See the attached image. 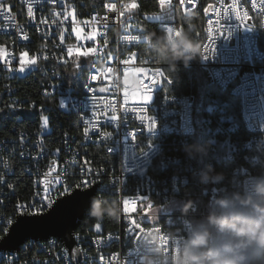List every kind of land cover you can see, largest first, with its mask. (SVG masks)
<instances>
[{
    "label": "built area",
    "instance_id": "2783aa9c",
    "mask_svg": "<svg viewBox=\"0 0 264 264\" xmlns=\"http://www.w3.org/2000/svg\"><path fill=\"white\" fill-rule=\"evenodd\" d=\"M139 2L0 0L11 8L10 13L0 11V80L4 85L0 98L9 107L8 116L16 119L28 102L27 96L18 95L20 88L14 81L32 75L40 80L45 97L57 96L60 101L71 97L75 101L76 107L67 109L80 114L82 129L79 137L65 135L61 148L52 153L45 143L52 129L49 123L44 125V116L38 132L14 129L13 133L0 134V236L15 213L39 214L42 207L51 202V209L59 196L73 188L97 186L96 197L118 201L122 212L116 218V228L108 230L103 226L104 217L87 216L95 222L76 233L81 253L89 254V261L81 264H142L147 251L135 237L143 243L145 233L153 232L160 238L163 253L165 246L171 253L175 239L184 236L183 245L185 233L194 231L189 218L200 216L198 206L206 215L207 203L216 212L221 210L217 206L220 199H261L255 185L264 179V0H255L254 6L248 0H195L194 7H189V0L184 5L171 0V7L169 0L163 6L157 0L158 10L149 13L138 12ZM29 3L32 16L27 12ZM132 3L137 8L125 7ZM101 4H115L116 8L110 9V16H103ZM208 5L213 7L204 12L205 37L200 53L204 54L207 43L209 17L213 30L219 21L231 34L217 39L214 56L197 57L187 66L182 61L176 63L196 71L200 82L197 96L172 94L165 87L167 65L157 59L154 44L145 48V40H152L153 35L144 25L151 23L164 32L168 22L149 17L171 12L170 26L186 31V26L191 27L188 19ZM74 28L81 30L79 37ZM93 31L95 39L88 40ZM89 48L96 52L85 57L83 53ZM25 52L24 59H34L36 64L20 73L19 59ZM8 60L11 64L6 65ZM160 71L166 80L158 76ZM151 79L164 82L154 86L152 102L143 105L140 97ZM86 81L97 89L88 94L95 100L94 108L92 100H86ZM99 88L107 91L99 94ZM85 103L87 108L81 111ZM113 115L118 119L106 124ZM139 116H151L156 127L151 131L139 127ZM193 145L204 151L190 154L188 148ZM209 166L213 175L222 174L223 178L202 179ZM19 172L29 180L32 190L22 200L16 193ZM86 181L90 182L87 186ZM45 184L49 188L47 199ZM174 198L192 202L193 207L188 213L184 209L154 211L160 204H172ZM124 200L128 201L127 211ZM171 220H186L187 232L171 227ZM223 239L217 234L216 245ZM246 255L247 264H264V248L251 244ZM0 264H72V257L58 239L49 238L27 241L17 252L1 251Z\"/></svg>",
    "mask_w": 264,
    "mask_h": 264
},
{
    "label": "clouds",
    "instance_id": "9594fccd",
    "mask_svg": "<svg viewBox=\"0 0 264 264\" xmlns=\"http://www.w3.org/2000/svg\"><path fill=\"white\" fill-rule=\"evenodd\" d=\"M193 27L187 31H164L155 37L154 46L164 60L174 69L177 62L186 66L197 57H202L199 42L193 37ZM151 39V38H149ZM190 154L204 151L198 146H189ZM222 174H212L211 166L202 173V179L220 180ZM255 192L261 199H220L217 206L219 212H210L203 224L187 238L174 254L171 264H247L246 250L254 244L264 248V179L255 185ZM193 207L189 202L184 207L188 213ZM122 209L118 201H108L100 196L94 197L89 214L102 219L105 214L119 218ZM215 234L225 237L221 243L212 245ZM143 245L149 249L143 256L142 264H163L164 253L160 246V238L153 232L143 236Z\"/></svg>",
    "mask_w": 264,
    "mask_h": 264
},
{
    "label": "trees",
    "instance_id": "16d2710c",
    "mask_svg": "<svg viewBox=\"0 0 264 264\" xmlns=\"http://www.w3.org/2000/svg\"><path fill=\"white\" fill-rule=\"evenodd\" d=\"M105 5L101 4V12L105 11ZM158 10L157 0H140L138 5V12L149 13L156 12ZM188 21L191 27L194 28L192 32L193 37L199 42L201 46L204 40V28H205V16L204 8L198 10ZM150 27L154 28L150 31ZM144 28L148 30L153 36L150 42L155 44V37L162 33L155 25L147 23ZM186 31L188 27L186 26ZM148 41H145V48H153L148 46ZM158 50V49H157ZM158 60L165 63V72L168 77L166 81V90L175 95H191L196 97L200 91V82L198 81L197 73L193 69L183 68L181 66H175L173 69L170 64H168L164 58L161 56L159 51ZM15 87L20 88L18 91L19 96H27L28 102L22 106V111L16 114V119L8 116L9 107L0 98V134L3 133H13L14 129H24L29 132H38L42 128L41 117L47 116L48 123L51 127V133L46 136L45 143L47 149L50 153L54 150L61 148L63 145V139L65 135L80 136L81 134V117L80 114L63 108L60 104V100L57 96L45 97L42 94V87L40 85V80L29 75L24 78H20L14 81ZM208 87L210 88V81H207ZM213 90V87H211ZM4 85L0 80V92H3ZM236 105L233 102V106ZM238 114V111H235ZM17 198L23 199L26 192L30 194L29 180L26 178L22 172L17 173L15 177ZM89 210L86 212L85 217L79 226L77 231L85 229L90 224L95 222L94 218H88ZM103 226L105 230L116 228V218L105 214ZM74 264V263H72Z\"/></svg>",
    "mask_w": 264,
    "mask_h": 264
},
{
    "label": "water",
    "instance_id": "95a60500",
    "mask_svg": "<svg viewBox=\"0 0 264 264\" xmlns=\"http://www.w3.org/2000/svg\"><path fill=\"white\" fill-rule=\"evenodd\" d=\"M97 188L75 190L61 197L46 213L18 216L9 232L0 239V252H17L30 240L56 238L66 247L74 263L79 264L82 253L77 246L76 233L97 195Z\"/></svg>",
    "mask_w": 264,
    "mask_h": 264
},
{
    "label": "snow or ice",
    "instance_id": "6c2138e0",
    "mask_svg": "<svg viewBox=\"0 0 264 264\" xmlns=\"http://www.w3.org/2000/svg\"><path fill=\"white\" fill-rule=\"evenodd\" d=\"M38 2H39V0H38ZM44 2H48V0H44ZM53 2H54V0H53ZM165 2H166V0H159V3H160L161 6L165 5ZM248 2L250 4H252L253 6L255 5V0H248ZM179 3L181 5H184L185 0H179ZM194 6H195V0H189V7H194ZM107 7L109 9H115L116 5L115 4H108ZM125 7H127L128 9H135V8H137V4L136 3H132L130 5H126ZM169 7H171V0H169ZM212 7H213L212 5H208L207 8H204V12L208 13L209 9H211ZM0 11H7L8 13H10L11 12V8L10 7H6L4 4H0ZM27 12H28L29 16H32V14H33V6H32L31 3L28 4ZM120 14L123 15V13H120ZM237 18L240 19V17H237ZM65 19H67V16L65 17ZM149 19L150 20L154 19V20H160V21H167L168 23L164 26V29L166 31H168V32L176 31L177 34L179 33V31L175 30L172 26H170V23H171V21L173 19V14L171 12H169L167 15H164V16L149 17ZM212 23H213V21H212L211 17H209V19H208L209 32H208V37H207V43L204 45V54L202 56L203 59H207V58L212 57V56L215 55L216 41H217V39L219 37L225 36L226 34L227 35L231 34L230 30H229V27L227 25H219V21H217V25L218 26H217V28L215 30H213L211 28ZM245 28L251 30V28H248V27H245ZM73 31L76 33V35L78 37L80 36L81 30L79 28H74ZM95 37H96V33H95V31H93L92 34L87 37V39L88 40H94ZM22 39H27V37H22ZM61 39H63V36H61ZM105 43H107V41H105ZM68 51H69V54H71L72 49L70 48ZM94 52H96L95 48H89V49H87V51H85L83 53V55L85 57H87L89 55V53H94ZM25 56H27L26 52L23 53L21 55L20 59H19V68L17 69V71L20 72V73H23L26 70V67L34 66L36 64V61L34 59L26 61L24 59ZM5 63H6V65L7 64H11V60L6 61ZM108 71L111 72L112 69L109 68ZM125 73H127V69H125ZM157 74L160 77H164V80L167 79L165 77V74L162 71L158 72ZM91 79L95 80L96 77L92 76ZM164 80L151 79L150 83L145 84L143 94L140 97V100H141L143 105H147L152 100V94H153V90L155 88L154 86L162 84L164 82ZM83 87L87 90L86 91V100L87 99H91L92 100V107L94 108L95 107V100H94V98L89 97L88 94L92 93V92H96L97 89H95L93 87H90L89 83L87 81L83 83ZM106 91H107L106 88H99L98 93L102 94V93H104ZM127 96H128V93L126 92L125 93V99L127 98ZM66 100L67 101H71V104L67 103ZM60 104H61V106L63 108H66V109L70 108V107L71 108H75L76 107L75 101L72 100L71 97H67L66 99H62L60 101ZM87 105H88L87 103L83 104L82 107H81V111H83V109L87 108ZM105 111H107V109H105ZM113 111H115L114 107H113ZM126 116H127V113H125V118H126ZM117 119L118 118L113 115L109 119H107L105 121V123L108 124V123H111V122H115ZM137 119L139 120V127L142 126V127L146 128V129H148L149 131H151L152 129H154L156 127V123H155L154 119L151 116H139V117H137ZM43 123H44L45 126H47V124H48V117L47 116L43 117ZM132 139L133 140L136 139L135 133L132 134ZM107 151L110 152L111 148H108ZM88 183H90V182L86 181L85 182V186H87ZM48 192H49L48 185L45 184V187H44L45 199H47ZM50 203L51 202H49L45 206L46 207L50 206ZM123 203L125 205V211H127L128 201L124 200ZM148 207H151V205H148ZM145 219H147V217H145ZM100 227H101V225L99 223H97L96 224V228L99 229ZM136 227L139 228V225H136ZM129 231H131V230H129ZM135 239L140 242V244L142 245L143 249H146V251L148 253V249L144 247L143 243L141 242V238L140 237H135ZM183 240H184V236H179L177 239H175L172 242L174 247H173L171 253L169 252L168 247L165 246L163 264H171V260L169 259V257L170 258L173 257L174 254L179 251V248L182 245ZM164 243H165V245H167L168 241H164ZM140 250H141L140 248L137 249V251H140ZM126 264H128L127 261H126Z\"/></svg>",
    "mask_w": 264,
    "mask_h": 264
},
{
    "label": "rangeland",
    "instance_id": "374dc122",
    "mask_svg": "<svg viewBox=\"0 0 264 264\" xmlns=\"http://www.w3.org/2000/svg\"><path fill=\"white\" fill-rule=\"evenodd\" d=\"M147 41L149 42L148 46L153 47V44L150 42V40H147ZM152 100L149 103H151ZM186 204L187 203L183 202L182 200L174 198V201L172 202V204H170V205L160 204L157 208L154 209V211L155 212H159V213H170V212H173V211H178V210L184 209ZM197 212H198V214L200 216H198V217H190L189 218L191 224L194 227V231L203 224L205 218L207 217V215L210 212H216V210L211 204L207 203V205H206V215H202V206L201 205L198 206ZM214 236H215V238L212 241V245L213 246L216 245L217 234L214 233Z\"/></svg>",
    "mask_w": 264,
    "mask_h": 264
},
{
    "label": "bare ground",
    "instance_id": "6f19581e",
    "mask_svg": "<svg viewBox=\"0 0 264 264\" xmlns=\"http://www.w3.org/2000/svg\"><path fill=\"white\" fill-rule=\"evenodd\" d=\"M107 5L108 4L105 5V11L103 12V16H110V9L107 7ZM78 189L83 190V187L73 188V190L68 192V194H71L72 192H74L75 190H78ZM68 194H64V196L68 195ZM61 197H63V196H59V199ZM49 210H50V207H42V211H39V214L46 213ZM34 214H38V212H30V213L18 212V213H15L14 217H12L11 221H9L7 228L4 229L3 232H1L0 239H2L9 232L11 226L14 224V222L18 216H20V215H34ZM171 227L178 228V231H180V232H187L186 220H171ZM190 235H191V233H185V243L187 242V238ZM82 261H89V254H82ZM72 263H74L73 259H72ZM79 264H81V262Z\"/></svg>",
    "mask_w": 264,
    "mask_h": 264
}]
</instances>
